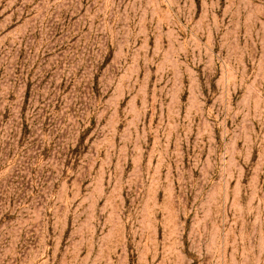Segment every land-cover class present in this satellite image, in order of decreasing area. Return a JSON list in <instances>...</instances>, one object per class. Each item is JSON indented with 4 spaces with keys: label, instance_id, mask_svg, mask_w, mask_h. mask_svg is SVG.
<instances>
[{
    "label": "rangeland",
    "instance_id": "obj_1",
    "mask_svg": "<svg viewBox=\"0 0 264 264\" xmlns=\"http://www.w3.org/2000/svg\"><path fill=\"white\" fill-rule=\"evenodd\" d=\"M0 264H264V0H0Z\"/></svg>",
    "mask_w": 264,
    "mask_h": 264
}]
</instances>
